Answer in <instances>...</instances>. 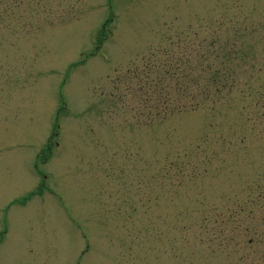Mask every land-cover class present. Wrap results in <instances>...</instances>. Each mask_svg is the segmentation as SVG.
Instances as JSON below:
<instances>
[{
	"label": "rangeland",
	"instance_id": "rangeland-1",
	"mask_svg": "<svg viewBox=\"0 0 264 264\" xmlns=\"http://www.w3.org/2000/svg\"><path fill=\"white\" fill-rule=\"evenodd\" d=\"M110 5L0 0V264H264V0ZM108 14L102 48L67 70ZM236 28L253 93L199 104L185 83L164 113L157 71L206 75L211 34Z\"/></svg>",
	"mask_w": 264,
	"mask_h": 264
},
{
	"label": "trees",
	"instance_id": "trees-1",
	"mask_svg": "<svg viewBox=\"0 0 264 264\" xmlns=\"http://www.w3.org/2000/svg\"><path fill=\"white\" fill-rule=\"evenodd\" d=\"M248 55H242L241 59L243 58H247ZM223 59L225 61H230L233 59V56L230 55H224ZM230 65V64H229ZM233 66L229 67V69L233 70ZM237 79V74L236 73H210L209 74V84L212 85L215 82H222V84H220V86H222V88L226 87V86H231L232 83H234ZM207 96H215L216 95V90H212L210 89L207 94ZM165 99V97L163 98Z\"/></svg>",
	"mask_w": 264,
	"mask_h": 264
}]
</instances>
